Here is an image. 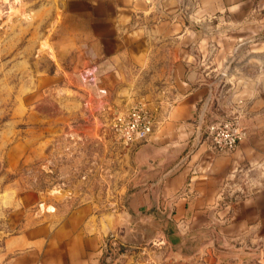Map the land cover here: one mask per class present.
Wrapping results in <instances>:
<instances>
[{"label": "crops", "instance_id": "1", "mask_svg": "<svg viewBox=\"0 0 264 264\" xmlns=\"http://www.w3.org/2000/svg\"><path fill=\"white\" fill-rule=\"evenodd\" d=\"M60 7L66 44L93 79L82 85L99 90L149 78L141 91L155 95L160 111L136 147L134 176L126 159L121 171L119 188L135 193L111 201L70 197L12 220L0 264H101L116 230L127 243L113 238L125 246L116 264H223L219 246L241 254L264 244V37L253 43L263 48L247 55L248 75L234 94L245 137L230 152L196 136L213 96L223 97L213 80L221 71L209 65L223 56L191 51L193 19H214L218 28L229 21L256 39L264 0H63ZM241 38L236 45H250ZM161 220L174 224L163 229Z\"/></svg>", "mask_w": 264, "mask_h": 264}, {"label": "rangeland", "instance_id": "2", "mask_svg": "<svg viewBox=\"0 0 264 264\" xmlns=\"http://www.w3.org/2000/svg\"><path fill=\"white\" fill-rule=\"evenodd\" d=\"M61 4L63 0H0V248L12 232V220L36 216L42 207L63 204L70 197L111 201L120 193H135V187L119 188L120 175L127 161L129 179L134 176L136 147L144 141L130 147L120 144L110 123L135 104L154 116L160 111L155 95L141 91L149 78L134 77L99 90L82 85L93 79L66 44ZM215 22L193 19L191 27L193 54L223 56L209 62L221 71L213 80L223 97L213 96L208 121L216 118L212 114L241 115L234 94L246 81L247 55L263 48L253 43L264 37L263 23L253 39L248 30L229 21L219 28ZM243 36L251 38L250 45H236ZM218 104L223 106L219 111ZM170 224L160 221L163 229ZM218 248L225 250L223 264H264V244L241 254Z\"/></svg>", "mask_w": 264, "mask_h": 264}, {"label": "built area", "instance_id": "3", "mask_svg": "<svg viewBox=\"0 0 264 264\" xmlns=\"http://www.w3.org/2000/svg\"><path fill=\"white\" fill-rule=\"evenodd\" d=\"M155 116L143 105L135 104L124 113L113 117L110 123L113 136L120 144L130 147L145 141L153 132ZM245 131L240 123V113L214 118L208 125L204 139L219 152L233 151L244 139ZM105 245V254L101 264H116L117 257L125 254V246H119L110 236Z\"/></svg>", "mask_w": 264, "mask_h": 264}, {"label": "water", "instance_id": "4", "mask_svg": "<svg viewBox=\"0 0 264 264\" xmlns=\"http://www.w3.org/2000/svg\"><path fill=\"white\" fill-rule=\"evenodd\" d=\"M212 120L213 119H211L208 122H205V124H203L202 126L198 127V130H197V133H196V136L198 138L197 142H200L204 138L206 129H207L208 125L212 122ZM201 122H202V117H200V125H201ZM111 236L113 238L117 239L118 241H120L122 244H124V245L127 244L126 241L121 238V231L120 230L114 231Z\"/></svg>", "mask_w": 264, "mask_h": 264}, {"label": "bare ground", "instance_id": "5", "mask_svg": "<svg viewBox=\"0 0 264 264\" xmlns=\"http://www.w3.org/2000/svg\"><path fill=\"white\" fill-rule=\"evenodd\" d=\"M101 93V92H100ZM103 93V92H102ZM48 210H50V207L47 208Z\"/></svg>", "mask_w": 264, "mask_h": 264}]
</instances>
